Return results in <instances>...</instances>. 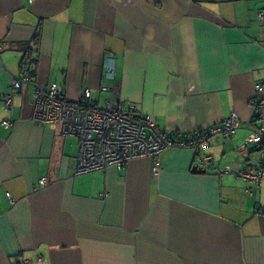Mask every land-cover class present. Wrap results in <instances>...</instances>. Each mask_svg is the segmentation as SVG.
I'll use <instances>...</instances> for the list:
<instances>
[{"label": "crops", "instance_id": "crops-1", "mask_svg": "<svg viewBox=\"0 0 264 264\" xmlns=\"http://www.w3.org/2000/svg\"><path fill=\"white\" fill-rule=\"evenodd\" d=\"M263 7L264 0H0V264H264V178L254 185L240 174L258 164L245 141L264 126ZM38 32L35 79L59 83L71 99L107 83L105 58L114 55L116 78L96 95L100 105L134 103L181 137L232 113L242 125L208 139V168L195 149L173 147L158 164L145 157L76 174L78 138L33 119V84L6 104L28 69L17 44Z\"/></svg>", "mask_w": 264, "mask_h": 264}, {"label": "built area", "instance_id": "built-area-1", "mask_svg": "<svg viewBox=\"0 0 264 264\" xmlns=\"http://www.w3.org/2000/svg\"><path fill=\"white\" fill-rule=\"evenodd\" d=\"M259 19L264 21V7L259 10ZM105 78L107 83L88 88L79 99H71L65 89L57 82L47 86L41 85L30 69H24L23 74L13 82V91L6 97V104L12 105V96L17 93L23 83L34 86L35 104L33 119L43 124H59L63 135L76 136L79 141L80 155L75 167L76 174H85L116 166L119 169L129 162L149 157L158 164L162 152L173 147H190L197 151L198 165L208 168L215 162L213 155L205 151L208 139L213 135L225 138L233 135L242 125L237 113H232L223 122L206 130L195 131L188 137L172 135L165 132L157 119L149 114L139 112L136 104L129 105L117 98H110L106 105H100L96 95L111 89L116 78V57L105 58ZM257 94L263 89L262 84L256 85ZM257 96V97H258ZM258 107L260 101H253ZM3 124L11 125L9 120ZM264 145V126L254 128L246 138L245 145ZM229 171V168H226ZM252 184L259 185L264 178V147L261 150L258 164L240 173ZM41 183L46 182L43 177ZM252 187L247 191L252 192Z\"/></svg>", "mask_w": 264, "mask_h": 264}, {"label": "trees", "instance_id": "trees-1", "mask_svg": "<svg viewBox=\"0 0 264 264\" xmlns=\"http://www.w3.org/2000/svg\"><path fill=\"white\" fill-rule=\"evenodd\" d=\"M39 40H40V33L38 32V33H36L34 39L31 42H22V43L17 44V49L22 50L24 53L22 65L27 66V68L30 69L31 72L33 73L34 77H36V65L38 63V48H37V46H38ZM257 119H260V115L255 116L254 121H256ZM172 135H179V134L173 133ZM248 147H250L252 151L257 152L259 154V158H260V153H261V150L264 147V145L262 147H257L254 144H249ZM258 161H259V159H258Z\"/></svg>", "mask_w": 264, "mask_h": 264}]
</instances>
